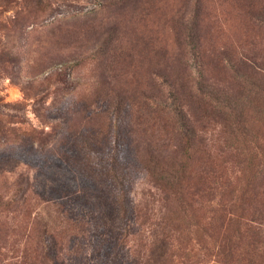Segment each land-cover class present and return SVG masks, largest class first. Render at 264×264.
Returning a JSON list of instances; mask_svg holds the SVG:
<instances>
[{
	"label": "rangeland",
	"instance_id": "374dc122",
	"mask_svg": "<svg viewBox=\"0 0 264 264\" xmlns=\"http://www.w3.org/2000/svg\"><path fill=\"white\" fill-rule=\"evenodd\" d=\"M162 220L247 264L264 0H0V264H139Z\"/></svg>",
	"mask_w": 264,
	"mask_h": 264
},
{
	"label": "trees",
	"instance_id": "16d2710c",
	"mask_svg": "<svg viewBox=\"0 0 264 264\" xmlns=\"http://www.w3.org/2000/svg\"><path fill=\"white\" fill-rule=\"evenodd\" d=\"M158 165L157 160L149 159L146 163L147 175H149L153 180L156 179L155 175H160L159 180L161 182L169 179L166 178L165 174L162 173V170L159 174H156V167ZM162 173V174H161ZM261 225L260 222L257 223ZM164 225V226H163ZM157 231L152 230L151 240L149 243L148 251L146 254L142 255L141 258L137 261L139 264H175L176 255L174 250L176 249L175 245L171 241V235L169 234L165 222L162 220L161 223L157 226ZM253 234L251 235L250 240L252 243L249 246V254H247V264H264V227L259 226L253 228ZM233 242V241H232ZM232 242L229 240L221 239L211 246H207L204 249V261L203 264H209L212 260L210 257H214L212 260L213 263L218 264H237L241 263L243 259H236L233 256V249L236 248V243L232 250H230ZM223 244L225 245L223 247ZM231 244V245H228ZM223 247V249H222ZM50 259L49 257H47ZM200 263L202 261H199Z\"/></svg>",
	"mask_w": 264,
	"mask_h": 264
}]
</instances>
